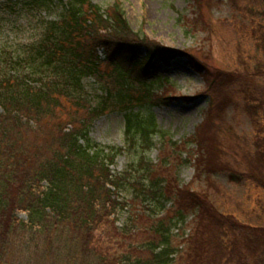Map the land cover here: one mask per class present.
I'll return each instance as SVG.
<instances>
[{
  "label": "trees",
  "instance_id": "trees-1",
  "mask_svg": "<svg viewBox=\"0 0 264 264\" xmlns=\"http://www.w3.org/2000/svg\"><path fill=\"white\" fill-rule=\"evenodd\" d=\"M56 2L54 18L39 15L28 38L0 43V264H14L9 259L16 236L35 241L48 264H264V223L239 221L196 191L179 187L166 171L171 162H189L215 174L214 145L223 146L212 139L215 128L206 129L208 140L201 137L212 122L208 112L186 141L171 142L159 129L151 108L174 96L165 95L163 85L169 84L155 75L154 61L169 65L183 56L199 74H205L204 67L187 51L135 33L118 1L102 9L92 0H0V22L8 25L27 5L46 11ZM259 2L255 36L264 54V0ZM262 62L252 73L264 76ZM85 79L97 84V98ZM214 83L209 90L220 87ZM246 94L244 109L264 120V97ZM225 106H218V120ZM107 111L122 113L124 140L138 155L118 174L110 168L122 148L89 137L93 122ZM255 133L251 141L236 137L255 145L256 172L249 167L228 179L236 184L246 179L264 194L259 175L264 174V127ZM156 137L163 143L153 164L146 154ZM190 143L196 153L186 150L182 158ZM124 187L131 191L128 201L120 200ZM246 197L264 209V196L250 190ZM127 205L132 226L120 229L115 215ZM189 215L195 221L186 234L181 227Z\"/></svg>",
  "mask_w": 264,
  "mask_h": 264
},
{
  "label": "rangeland",
  "instance_id": "rangeland-1",
  "mask_svg": "<svg viewBox=\"0 0 264 264\" xmlns=\"http://www.w3.org/2000/svg\"><path fill=\"white\" fill-rule=\"evenodd\" d=\"M92 1L102 9L118 1L135 33L164 47L187 51L204 67L205 74H199L189 66L188 59L183 56L172 59L169 65L154 61L155 75L167 78L166 85L169 84L166 87L163 85L165 95L174 96L167 104L151 108L159 129L171 142H183L194 135L209 114L207 117L210 119L211 115L212 122L201 131V137L208 140L209 132L206 129L215 128L216 132L213 133L212 139L223 146L221 150L224 152L214 145L212 165L213 169L217 167L215 174L204 171V167L201 170L189 162L179 163L177 166L175 162H171L169 164L172 167H166V171L172 173L179 187L187 186L190 190L196 191L214 206L228 214L231 213L239 221L253 225L263 224L264 209L257 201H250L246 197L250 190L256 195L264 196L262 190L252 188L246 179L242 184L230 182L228 179L229 175L241 176L250 168L255 173L258 167L255 145L241 141L237 137L251 141L255 137L256 128L259 130L264 127L262 118L254 120L255 118L253 119L244 109L246 93H253L254 97L258 95L264 97V76L252 73L251 69L261 59L264 61V54L259 51L255 36L261 18L257 14L262 9L259 0ZM59 8L57 2L46 11L41 8L32 10L31 5H27L20 14L11 17L8 25L0 22V43L7 38L8 41L28 38L35 32L34 24L39 15L47 14L48 18H54ZM8 31L9 35H6ZM262 64L264 70V62ZM212 81L220 87L209 90ZM225 82L226 84L221 86ZM84 85L90 94L97 98L100 94L97 84L91 79H85ZM162 89L157 91L162 92ZM221 104L226 106L223 118L218 120L215 114ZM123 128L122 113L107 111L93 122L89 131V137L95 143L122 148V153L110 168L113 174L127 170L138 157L134 150L127 147ZM212 139L210 138V141ZM154 141L155 146L146 154V159L156 164L163 142L159 137ZM182 150L181 157L186 158V150L189 155H193L196 153V146L191 144ZM259 175L264 176L263 173ZM119 196L121 201L130 200V189L124 187ZM169 205L170 202L166 207ZM132 211L128 205L120 208L115 215V225L120 229L132 226L130 221ZM18 217L25 220L26 214L19 213ZM192 220L194 216L189 215L186 224L181 227L186 234L189 226L193 227L195 220L191 222ZM138 236L142 238L144 235ZM122 240L129 244L126 238ZM12 242L15 248L9 260L14 264H48L50 261L40 254L35 241L18 240L16 236ZM117 247L119 246L115 245L114 248L121 251Z\"/></svg>",
  "mask_w": 264,
  "mask_h": 264
}]
</instances>
